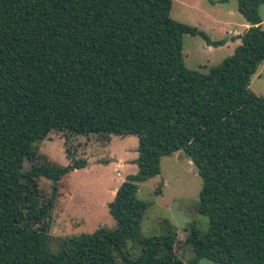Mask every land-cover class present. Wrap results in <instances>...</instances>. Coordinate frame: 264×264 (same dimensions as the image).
<instances>
[{
	"label": "trees",
	"instance_id": "obj_1",
	"mask_svg": "<svg viewBox=\"0 0 264 264\" xmlns=\"http://www.w3.org/2000/svg\"><path fill=\"white\" fill-rule=\"evenodd\" d=\"M172 4L0 0V264H185L177 232L141 234L149 203L138 198L178 152L198 169V211L210 222L189 233V264H264V96L250 89L264 63V0H238L249 28L208 73L186 67L184 36L224 42L172 19ZM52 132L139 138L138 173L109 204L116 229L61 239L58 252L50 231L60 182L90 164L69 147L65 167L36 156L34 143ZM40 178L53 183L50 197ZM127 241L141 254L119 262Z\"/></svg>",
	"mask_w": 264,
	"mask_h": 264
},
{
	"label": "rangeland",
	"instance_id": "obj_2",
	"mask_svg": "<svg viewBox=\"0 0 264 264\" xmlns=\"http://www.w3.org/2000/svg\"><path fill=\"white\" fill-rule=\"evenodd\" d=\"M259 13L264 18V4L260 6ZM171 17L197 27L212 42H224L220 46L211 45L209 50V44L202 37L184 36L185 65L202 73H208L235 53L241 45L239 35L247 24L238 11V0H173ZM235 30L240 34H235ZM228 31L231 33L225 34ZM250 89L256 95L264 96V63L252 78ZM68 147L75 151L76 158L88 159L90 165L71 172L60 182L50 231L53 252L61 249V239L92 234L99 228L115 230L117 224L109 212V204L114 199L112 190L138 173L139 138L134 135H112L107 142L98 135L69 136L52 132L45 140L34 143L33 152L42 159L65 167L70 164ZM119 159L124 160L120 168ZM31 166V162L26 160L25 170ZM38 183L41 193L50 197L53 183L46 178H40ZM202 186L198 169L178 152L162 158L161 174L140 184L138 193L140 200L149 203L141 223V234L155 237L177 232L176 251L185 264L194 257V250L187 243L193 227L202 234L207 233L210 227L208 217L198 211ZM140 254L141 246L127 241L121 251L116 252V259L122 262L123 255L135 259ZM199 264L217 263L201 260Z\"/></svg>",
	"mask_w": 264,
	"mask_h": 264
},
{
	"label": "crops",
	"instance_id": "obj_3",
	"mask_svg": "<svg viewBox=\"0 0 264 264\" xmlns=\"http://www.w3.org/2000/svg\"><path fill=\"white\" fill-rule=\"evenodd\" d=\"M262 19H263V26H264V18H262ZM244 27H245V31H246V29L249 28L248 23L245 24ZM245 31H244V32H245ZM244 32H243V33H244ZM230 33H231V31L225 32V34H230ZM243 33H242V34H243ZM235 34L238 35V34H240V32H239L238 30H235ZM208 49L211 50L212 47H211V46H208ZM123 162H124V160L119 159V165H118V168H120V166L123 165ZM117 176L120 177V174L118 173ZM120 186H121V185H120ZM117 190H118V188H114V189L112 190V195H113L114 197H115V194H116Z\"/></svg>",
	"mask_w": 264,
	"mask_h": 264
}]
</instances>
